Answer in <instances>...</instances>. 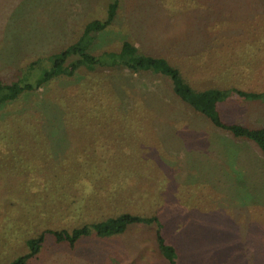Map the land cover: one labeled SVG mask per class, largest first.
Segmentation results:
<instances>
[{"label":"rangeland","instance_id":"374dc122","mask_svg":"<svg viewBox=\"0 0 264 264\" xmlns=\"http://www.w3.org/2000/svg\"><path fill=\"white\" fill-rule=\"evenodd\" d=\"M111 1L0 0V85L35 84ZM123 40L193 89L264 92V0H119L90 52L110 62ZM217 109L264 127L263 100L231 92ZM121 213L157 216L176 264H264V158L175 96L168 77L118 65L81 67L0 105V264L46 229ZM155 231L135 224L73 248L46 234L31 262L168 264Z\"/></svg>","mask_w":264,"mask_h":264},{"label":"trees","instance_id":"16d2710c","mask_svg":"<svg viewBox=\"0 0 264 264\" xmlns=\"http://www.w3.org/2000/svg\"><path fill=\"white\" fill-rule=\"evenodd\" d=\"M118 1L119 0H112L109 3L107 15L103 20H93L86 23L80 38L75 43L53 56L51 68L46 70L35 84L18 82L0 85V105L5 101L14 99L24 91L40 88L44 82L53 77L62 75L72 76L81 67L92 70L103 65H112L116 67L118 65L133 73L150 72L168 77L172 93L175 96L187 103L191 108L199 112V114L206 116L214 127L227 131L237 140H247L255 143L264 158V127L251 128L238 123H226L222 120L217 109L218 104L224 101L231 92H235L247 99L263 101L264 92H246L215 87H208L202 90L193 89L183 78L181 70L178 67L170 64L163 57L141 53L138 51V48L128 40H123L116 53L113 52L110 54L107 52V55L110 57V62L103 60L101 55L97 56L90 52L95 37L107 29L114 21ZM70 57L72 59L67 62ZM135 224H154L156 226V251L167 259L168 264H176L175 248L165 242L161 233V223L157 216H143L130 213H121L100 221L85 223L71 230L46 229L35 237L27 239L26 244L29 251L14 259L10 264H34L31 261L37 257L45 241L46 234L52 235L56 243H66L70 248H73L76 242L83 236H88L92 233L100 237L120 235Z\"/></svg>","mask_w":264,"mask_h":264}]
</instances>
